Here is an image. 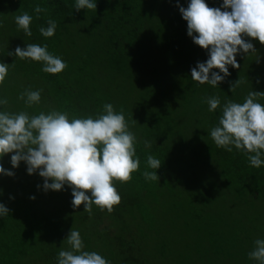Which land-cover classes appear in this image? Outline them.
I'll return each mask as SVG.
<instances>
[{
    "label": "trees",
    "instance_id": "16d2710c",
    "mask_svg": "<svg viewBox=\"0 0 264 264\" xmlns=\"http://www.w3.org/2000/svg\"><path fill=\"white\" fill-rule=\"evenodd\" d=\"M205 3L220 7L222 0ZM74 4L0 0V62L9 65L0 85L3 110L95 118L110 103L136 137L139 168L129 181H113L121 200L111 212L93 205L91 213H76L70 188L46 191L43 205L30 186L31 180L40 186V176L28 175L23 162L13 169L6 154L0 166L14 175L0 176V203L9 209L0 218V264H57L58 252L70 250L71 228L79 231L83 250L109 264H256L248 253L264 238V167H251L243 151L215 145L209 131L220 108L209 112L205 101L217 96L221 105L242 103L249 91L264 92V44L244 37L255 52L238 54L240 67L228 66L229 76L213 88L191 79L190 70L208 55L187 36L177 4L187 7L188 0H97L96 10L79 11ZM36 6L43 11L35 13ZM24 12L32 16L31 36L14 22ZM49 19L57 27L44 38L39 28ZM28 43L46 45L67 67L47 74L41 63L8 55ZM25 90H40V103L18 99ZM148 155L162 162L158 181L142 175L154 171ZM166 219L163 233L158 222Z\"/></svg>",
    "mask_w": 264,
    "mask_h": 264
},
{
    "label": "clouds",
    "instance_id": "9594fccd",
    "mask_svg": "<svg viewBox=\"0 0 264 264\" xmlns=\"http://www.w3.org/2000/svg\"><path fill=\"white\" fill-rule=\"evenodd\" d=\"M96 2L75 0L74 9L96 10ZM177 7L186 21L187 36L207 50V60L197 62L190 70L191 79L201 85L207 83L217 88L229 76L228 66L240 67L236 61L238 54L255 52L253 44L244 37L264 44V0H222L220 7H209L205 0H188L187 7L179 4ZM33 11L40 13L43 9L36 6ZM14 22L26 36L32 35V16L27 12L15 16ZM56 27V22L49 19L47 27H40L39 32L44 38H50ZM8 55L41 63V71L47 74L61 73L67 67L46 45L28 43ZM8 70L9 65L0 62V85ZM238 85L239 79L230 85L229 91L233 93ZM260 97H264V92L251 90L242 103L228 100L221 105L217 96L205 101L209 112L220 108L218 123L209 131L212 141L228 152L233 148L243 151L254 168L264 167V104L258 102ZM18 99H23L27 106L39 104L41 92L25 90ZM6 104L7 99L0 97V160L11 154L13 169L23 162L28 175L37 173L43 178L44 191L58 192L67 186L71 189L73 208L83 204V212L91 213L93 205L111 212L120 203L113 181H129L140 164L135 151L136 137L129 131L122 112L114 111L113 105L106 103L103 112L95 118L69 119L66 112L55 110L36 115L25 111L13 113L3 110ZM146 163L154 171L145 170L142 173L145 180L158 181L156 172L162 162L148 155ZM13 175L0 166V176ZM7 215L9 209L0 203V218ZM65 241L70 250L58 252L57 264H109L97 252L83 250L79 231L71 228ZM253 244L248 258L264 264V238L255 239Z\"/></svg>",
    "mask_w": 264,
    "mask_h": 264
},
{
    "label": "rangeland",
    "instance_id": "374dc122",
    "mask_svg": "<svg viewBox=\"0 0 264 264\" xmlns=\"http://www.w3.org/2000/svg\"><path fill=\"white\" fill-rule=\"evenodd\" d=\"M23 165H25L24 163H23ZM200 172H202L203 173V169L201 168V171ZM206 173H208V171L206 170ZM209 174H210V172H209ZM41 180H43V178H41L40 177V186H36L37 185V181H33L32 182V180H31V182H30V180L28 181V182H30V186L32 185L33 186V188H35L36 189V197L40 200V201H42L43 203V205H45V198H44V196H43V193H45L46 191H44L43 190V187H42V181ZM29 184V183H28ZM44 200V201H43ZM55 205H58V203H54ZM67 205H70V201H68L67 202ZM82 206H83V204H81L79 207H77V208H74L75 209V212L76 213H83V208H82ZM71 207H73L72 205H71ZM64 213H66V215H68V211H65ZM148 215H146V223L148 222V224H150L151 223V219H150V217H147ZM144 218H145V216H144ZM165 221H170L169 219H166V220H161V221H159L158 222V227H160V229H161V231L163 232V233H167L169 230H168V228H169V224L168 223H166ZM178 244V243H177ZM168 261H170V260H167V261H163V260H161V261H159L158 262V260L156 261V263H158V264H168L169 262Z\"/></svg>",
    "mask_w": 264,
    "mask_h": 264
}]
</instances>
